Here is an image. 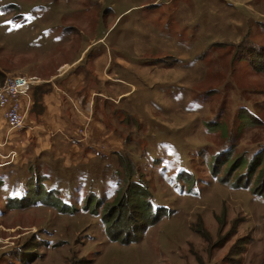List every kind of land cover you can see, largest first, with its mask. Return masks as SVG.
<instances>
[{"label": "rangeland", "instance_id": "374dc122", "mask_svg": "<svg viewBox=\"0 0 264 264\" xmlns=\"http://www.w3.org/2000/svg\"><path fill=\"white\" fill-rule=\"evenodd\" d=\"M230 3L220 14L232 27L216 26L199 11L194 22L207 25L186 32H196L193 39L199 43L182 74L186 88L168 91L172 99L160 107L152 104L143 112L134 107L138 116L153 112L140 117L145 124L131 115L138 123L130 124L114 106L103 109L135 127L139 140L118 154L134 162L135 180L142 173L151 209L164 208L160 220L128 244L105 233L102 216L125 191L121 155L89 164L92 168L71 182L57 181L63 189L22 178L0 190V264H264V185L258 180L264 160L247 173L253 157H264V74L234 60L246 35L254 45H264V0ZM240 6L250 8L252 19ZM176 8L174 0H0V68L44 62L51 69L81 52L84 56L91 45L96 47L86 58L94 54L91 60L100 67L109 53L99 47L108 45L113 52L114 45L125 49L143 42L141 25L152 30L145 23H160L161 13L168 15V33L177 35L180 28L169 23ZM234 22L240 23L239 31L232 35ZM139 127H146L144 134ZM154 128L159 131H150ZM218 154L228 162L222 160L213 175ZM227 173L228 181L222 182ZM200 224L208 240L195 232ZM31 253L34 260L27 261Z\"/></svg>", "mask_w": 264, "mask_h": 264}, {"label": "crops", "instance_id": "0c3cea01", "mask_svg": "<svg viewBox=\"0 0 264 264\" xmlns=\"http://www.w3.org/2000/svg\"><path fill=\"white\" fill-rule=\"evenodd\" d=\"M174 1L177 8L173 9L169 23L177 30L180 28L177 35L168 33V15L161 13L158 15L160 23L153 24L151 20L145 23H149L152 30L141 25L143 42L132 43L125 49L114 45L113 52L108 45L99 47V50L105 47L109 53L107 63L100 67L91 60H95L94 54L86 58L88 51L96 47L91 45L88 49V44L84 56L81 52L74 61L60 62L51 69L44 62L12 71L0 68L4 76L25 75L36 79L29 94L20 99L24 127L11 129L0 108V190L6 192L7 184L19 182L22 178L41 180V184L52 183L57 189H63L62 185L57 186L59 181L71 182L83 171L91 169L89 164L108 159L109 155L117 157L116 153L121 149H132L134 140H139L135 139V123L130 121L133 125H128V120L108 116L104 107L114 106L121 114L138 116L134 107H139L137 110L142 112L141 108L149 109L152 104L160 107V102L172 99L167 95L168 91L179 89L181 93L180 89L186 88L182 85V74L199 48V43L193 39L196 32H186L189 28L207 25L194 22L199 18V11L214 18L216 26L232 27L220 14H224L220 9L231 5V0ZM184 4L190 7L186 9ZM247 9L249 19H252L251 10ZM247 9L244 8V12ZM243 20H246L244 16ZM234 23L232 35L239 31L240 23ZM155 29L159 33L154 34ZM190 43L195 44L194 50H189ZM119 50L124 55L119 54ZM176 98L177 94L174 100ZM152 114L146 112L138 117L150 118ZM140 120V124H145ZM145 128L139 127V131L144 134Z\"/></svg>", "mask_w": 264, "mask_h": 264}, {"label": "trees", "instance_id": "16d2710c", "mask_svg": "<svg viewBox=\"0 0 264 264\" xmlns=\"http://www.w3.org/2000/svg\"><path fill=\"white\" fill-rule=\"evenodd\" d=\"M234 60L236 61H247L249 66L253 71L260 72L264 74V45L256 46L254 45L250 39H248L247 35L236 45ZM167 65L170 62H165ZM4 74L0 70V81L3 79ZM37 102V97H35ZM129 121L133 123H138L137 119L131 117L130 115H126ZM117 155H121L116 153ZM224 154H218L216 156V160L213 166V175L217 174V165L222 161H227L228 157H223ZM122 156V155H121ZM124 158L121 160V165L125 169V191L121 193L117 197V201L111 207L107 208L104 212L102 219L105 222V233L112 241H120L123 244H128L131 242H136L140 240L148 229L150 225H153L158 220H160L163 215L164 208H158L155 212L150 207V191L144 180H141V174L137 176V180L133 178V170L135 169L134 162L127 156L126 153H123ZM122 156V157H123ZM264 160L263 156L252 159L249 164V169L247 173L253 174L255 172V166L258 165V160ZM240 159H237L231 162V168H234L239 163ZM228 162V161H227ZM226 162V163H227ZM235 162V163H234ZM137 170V169H135ZM252 170V171H251ZM264 169H262L263 171ZM139 171V170H137ZM261 171V172H262ZM138 174V172H137ZM227 176L224 177L222 182L228 181V173ZM239 177V176H238ZM237 177L236 183L239 181ZM261 185H264V175L258 178ZM247 181L244 180L241 182L242 186H247ZM237 186H240L238 184ZM247 188V187H246ZM259 192H263L260 190ZM98 203V201H96ZM59 203L57 204V206ZM96 212V210H94ZM195 232L199 233L201 237L208 240L209 233L207 230L200 224V227L194 229ZM34 254H29V257L26 259L27 261L34 260Z\"/></svg>", "mask_w": 264, "mask_h": 264}, {"label": "built area", "instance_id": "2783aa9c", "mask_svg": "<svg viewBox=\"0 0 264 264\" xmlns=\"http://www.w3.org/2000/svg\"><path fill=\"white\" fill-rule=\"evenodd\" d=\"M35 81L34 77L9 75L0 84V108L11 129L25 125L24 115L20 111V99L29 94Z\"/></svg>", "mask_w": 264, "mask_h": 264}]
</instances>
